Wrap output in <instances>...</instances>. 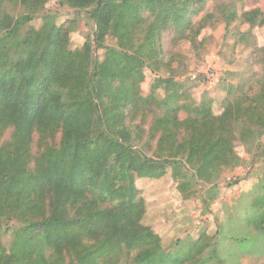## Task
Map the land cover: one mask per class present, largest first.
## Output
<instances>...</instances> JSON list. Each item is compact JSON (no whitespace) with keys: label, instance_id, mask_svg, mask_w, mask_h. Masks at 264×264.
Masks as SVG:
<instances>
[{"label":"trees","instance_id":"16d2710c","mask_svg":"<svg viewBox=\"0 0 264 264\" xmlns=\"http://www.w3.org/2000/svg\"><path fill=\"white\" fill-rule=\"evenodd\" d=\"M50 1L0 0V264H245L249 255L264 258V144L235 213L218 221L212 234L205 227L197 239L186 235L168 245L143 222L147 201L136 182L131 197L140 195L144 203L139 230L153 237L125 242L119 228L134 218L122 212L112 219L124 201L115 190L103 192L98 175L105 172L93 169L107 155L137 180L169 171L185 199L205 186L200 198L209 209L228 168L224 157L236 154L237 140L250 142L264 131V46L259 80L211 115L212 98L196 102L182 92L173 66L182 56L169 55L163 45L168 31L176 44H197L207 23L196 17L209 0H70L94 23L92 36L73 49L76 18L58 23L49 14L50 29L32 24ZM11 6L20 9L17 15ZM222 13L227 26L238 18L236 7ZM241 16L251 27L264 26L260 8ZM146 69L155 75L148 94Z\"/></svg>","mask_w":264,"mask_h":264},{"label":"rangeland","instance_id":"374dc122","mask_svg":"<svg viewBox=\"0 0 264 264\" xmlns=\"http://www.w3.org/2000/svg\"><path fill=\"white\" fill-rule=\"evenodd\" d=\"M105 1L110 0H103ZM233 7L238 10V18L227 26L222 8L225 10ZM255 8L264 11V0H209L203 12L196 17V20L203 17L207 23L197 44L192 45L187 39L176 44L172 31H168L164 37L163 45L168 54L180 53L182 56V64H173L177 68L176 79L183 84L182 92L189 94L196 102L204 97L212 98L214 109L211 115L220 113L223 103L236 100L241 95L243 86L248 89L250 84L254 85L262 76L263 66L259 61V52L264 46V26L251 27L241 16L243 12ZM11 10L15 15L20 11L12 6ZM49 14L57 15L58 23L76 18V28L71 36L72 49L80 47L93 34V21L70 0H51L46 11L40 13L32 24L38 27L46 23L48 26L51 21ZM51 27L48 26L49 29ZM109 43L113 44L114 41L110 40ZM102 52L96 51L99 56H102ZM145 75L142 87L144 94H148L155 75L149 69L145 70ZM185 116L181 114V117ZM254 139L246 143L237 140L236 154L224 157L228 168L220 180L219 198L212 202L209 209L205 208L200 198L205 186L199 187L196 196L185 199L169 171L159 179L137 180L132 174L125 175L124 165L115 163L113 158L105 155L99 159L93 169L97 171L96 175L105 172L98 175V181L103 182V192L115 190L124 201L112 210V219L117 222L122 212L134 218L133 223L130 219L127 220L130 223L118 227L125 242L131 244L135 241H148L153 237L152 232L139 230L144 203L140 195L134 199L131 197L130 188L135 182L147 201L143 222L161 235L164 245L177 237L185 238L186 235L197 239V234L205 227H209L211 234L214 233L216 223L224 220L229 213H235L234 205L244 197L245 190L254 181L253 174L260 164L258 156L264 144V131L257 132ZM243 178L249 179L242 180ZM96 186L98 188L99 183ZM10 239L11 234L8 233L3 240L8 245ZM244 263L263 264L264 258L249 255L245 257Z\"/></svg>","mask_w":264,"mask_h":264}]
</instances>
